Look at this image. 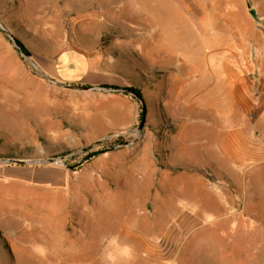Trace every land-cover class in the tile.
<instances>
[{
    "label": "rangeland",
    "instance_id": "374dc122",
    "mask_svg": "<svg viewBox=\"0 0 264 264\" xmlns=\"http://www.w3.org/2000/svg\"><path fill=\"white\" fill-rule=\"evenodd\" d=\"M262 2L0 0V19L46 75L68 85L133 87L146 99L148 116L141 133V119L131 131L112 132L119 124L103 112L111 109L105 98L115 93L68 89L42 78L0 29V160L36 163L61 157L76 165L99 152L74 169L57 164L69 171L64 247L71 243L73 264H264V213L160 209L131 213L125 232H115L118 220L106 223L111 232H101L103 216L119 214L114 213L124 205L119 200L136 197L155 209L158 179L182 177L183 168L170 159L179 156L183 116L179 106L167 105L168 91L180 86L177 78L187 72L195 83L191 97L198 99L207 79L215 76L216 51L230 56L238 49V35L264 33L249 14ZM122 141L150 151L128 154L126 164L109 171L108 151ZM7 165L29 171L32 182L46 177L32 173L42 171L38 166ZM193 171L211 182L220 177L209 168ZM139 177L143 184H127ZM109 200L115 201L110 209ZM3 246L1 241L0 256L5 255Z\"/></svg>",
    "mask_w": 264,
    "mask_h": 264
},
{
    "label": "crops",
    "instance_id": "0c3cea01",
    "mask_svg": "<svg viewBox=\"0 0 264 264\" xmlns=\"http://www.w3.org/2000/svg\"><path fill=\"white\" fill-rule=\"evenodd\" d=\"M262 1L256 7L264 30ZM240 37L236 39L238 49H233L230 56L224 57L223 50L216 51L220 61L215 71L202 67L201 71H214L215 76L213 84L212 79H207L210 81L198 99L191 97L190 88L195 83L192 76H186L187 72L177 78L180 86L168 91L167 105L179 106L183 116L179 137L182 145L176 151L179 156L170 159L183 168L182 177L158 179L161 188L154 194L155 209L136 197L119 200L124 204L114 212L119 214L103 216L102 233L111 232L105 229L111 220L119 221L115 232L122 233L128 217H133L131 213H156L160 209L167 213H264V33ZM105 103L111 109L103 113L119 124L110 131H131L136 127L140 105L131 96L110 94ZM203 139L207 142L202 143ZM192 144L194 151H190ZM142 151L148 153L150 149L127 145L108 151V170L126 164V155ZM34 166L42 171L34 169L33 174L46 177L32 182V175L24 168L0 164V242L5 244L0 264H73L71 243L64 247L71 203L67 193L69 171L57 164ZM208 168L220 176L215 182L193 171ZM53 172L59 178H54ZM132 182L141 185L144 181L140 177L127 179V184ZM114 202L109 200V209Z\"/></svg>",
    "mask_w": 264,
    "mask_h": 264
},
{
    "label": "water",
    "instance_id": "95a60500",
    "mask_svg": "<svg viewBox=\"0 0 264 264\" xmlns=\"http://www.w3.org/2000/svg\"><path fill=\"white\" fill-rule=\"evenodd\" d=\"M249 14L250 16L256 21L260 22L259 18V13L256 8H250L249 9ZM0 29L2 32L5 34V36L11 41L13 46L17 49V51L21 54V56L36 70V72L44 79L52 81L53 83L62 86L64 88L68 89H73V90H82V91H103V92H108V93H115V94H123V95H129L133 98H135L140 106H141V111H142V116L140 120V124L138 126V131L141 133L146 125L147 122V116H148V107L146 103L145 97L137 93L136 91H133L129 88L126 87H110V86H94V85H68V84H63L60 83L48 75H46L45 71L31 58V56L27 55L26 52L23 50V48L19 45L17 38L13 35V33L7 28V26L3 23V21L0 19ZM129 143L126 141H122L117 143L115 146H113L109 150H113L118 147L126 146ZM90 158V155L83 158L78 164L76 165H69L65 163V159L61 157H55V158H47V159H42L36 163H31L28 162L25 159L22 158H16V157H10L6 158L4 160H0V164H33V165H43V164H58L61 163L64 165L66 168L69 169H74L84 162H86Z\"/></svg>",
    "mask_w": 264,
    "mask_h": 264
},
{
    "label": "trees",
    "instance_id": "16d2710c",
    "mask_svg": "<svg viewBox=\"0 0 264 264\" xmlns=\"http://www.w3.org/2000/svg\"><path fill=\"white\" fill-rule=\"evenodd\" d=\"M18 40V39H17ZM18 43H19V45L23 48V50L26 52V54L27 55H29V56H31V52L28 50V48L20 41V40H18ZM127 88H129V89H131V90H133V91H136L137 93H140V94H142L141 93V91L139 90V89H137V88H133V87H127ZM143 95V94H142ZM125 96H129V95H125ZM133 98V97H132ZM134 100H136L135 98H133ZM137 101V100H136ZM138 102V101H137ZM139 103V102H138ZM141 116H142V112L140 113V118L139 119H141ZM99 154V152H96V153H93V154H91L90 155V157H93V156H95V155H98Z\"/></svg>",
    "mask_w": 264,
    "mask_h": 264
},
{
    "label": "bare ground",
    "instance_id": "6f19581e",
    "mask_svg": "<svg viewBox=\"0 0 264 264\" xmlns=\"http://www.w3.org/2000/svg\"><path fill=\"white\" fill-rule=\"evenodd\" d=\"M10 69V68H9ZM1 71V70H0ZM6 73V72H5ZM5 73H4V76H5ZM4 78V77H3Z\"/></svg>",
    "mask_w": 264,
    "mask_h": 264
}]
</instances>
